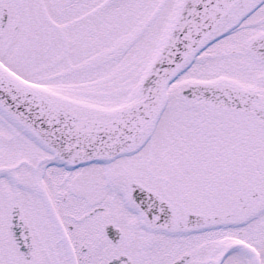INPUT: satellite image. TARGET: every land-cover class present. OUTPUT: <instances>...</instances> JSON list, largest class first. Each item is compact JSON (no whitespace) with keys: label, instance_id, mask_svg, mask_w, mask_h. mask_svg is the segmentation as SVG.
Instances as JSON below:
<instances>
[{"label":"snow or ice","instance_id":"1","mask_svg":"<svg viewBox=\"0 0 264 264\" xmlns=\"http://www.w3.org/2000/svg\"><path fill=\"white\" fill-rule=\"evenodd\" d=\"M0 264H264V0H0Z\"/></svg>","mask_w":264,"mask_h":264}]
</instances>
